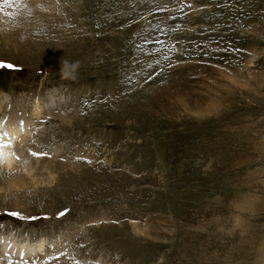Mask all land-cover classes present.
I'll use <instances>...</instances> for the list:
<instances>
[{
  "label": "rangeland",
  "instance_id": "obj_1",
  "mask_svg": "<svg viewBox=\"0 0 264 264\" xmlns=\"http://www.w3.org/2000/svg\"><path fill=\"white\" fill-rule=\"evenodd\" d=\"M9 114L24 264H264V0H0Z\"/></svg>",
  "mask_w": 264,
  "mask_h": 264
},
{
  "label": "bare ground",
  "instance_id": "obj_2",
  "mask_svg": "<svg viewBox=\"0 0 264 264\" xmlns=\"http://www.w3.org/2000/svg\"><path fill=\"white\" fill-rule=\"evenodd\" d=\"M36 105L31 112V118L37 117L38 114L41 113L40 107ZM49 106H53L52 100L49 101ZM29 121L30 119H23L21 116L9 114L4 119V121L0 123V132L7 133L8 135L7 137H0V139H3L6 142L9 138H12L14 135H16V133H19L20 131L25 132L29 125ZM22 135L23 133L21 136ZM4 151L5 158L3 164H5V168H7L11 162L9 147L5 148ZM9 245L11 246L9 247ZM42 250V242H37L34 245H30L27 242L24 243L18 241L16 238L14 239L13 236L8 237V235H0V264H13V262H16V264H24V262L41 254ZM21 252H23V257H21Z\"/></svg>",
  "mask_w": 264,
  "mask_h": 264
},
{
  "label": "snow or ice",
  "instance_id": "obj_3",
  "mask_svg": "<svg viewBox=\"0 0 264 264\" xmlns=\"http://www.w3.org/2000/svg\"><path fill=\"white\" fill-rule=\"evenodd\" d=\"M5 2H6V0H5ZM7 135H8L7 133L0 132V137H7ZM7 147H9V145L3 139H0V163H3V161H4V158H5L4 149ZM29 154L34 156V157H40V156L46 155V153H44V152H31V151ZM9 155H14V154L9 153ZM7 215L14 217V218H19L21 214L16 212V211H9V212H7ZM63 215H64V212H58L57 213V217L63 216ZM27 219H32V217H27ZM10 246L11 245H9V247ZM21 257H23V252H21Z\"/></svg>",
  "mask_w": 264,
  "mask_h": 264
},
{
  "label": "clouds",
  "instance_id": "obj_4",
  "mask_svg": "<svg viewBox=\"0 0 264 264\" xmlns=\"http://www.w3.org/2000/svg\"><path fill=\"white\" fill-rule=\"evenodd\" d=\"M78 67H79L78 61H71V62L68 60L63 61V64L60 68L62 77L74 79L76 75V69Z\"/></svg>",
  "mask_w": 264,
  "mask_h": 264
}]
</instances>
